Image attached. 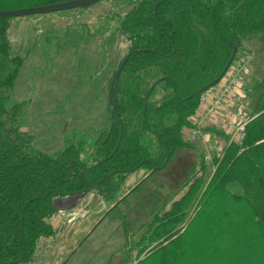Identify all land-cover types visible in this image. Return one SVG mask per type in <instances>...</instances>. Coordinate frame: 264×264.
I'll list each match as a JSON object with an SVG mask.
<instances>
[{
  "label": "trees",
  "instance_id": "16d2710c",
  "mask_svg": "<svg viewBox=\"0 0 264 264\" xmlns=\"http://www.w3.org/2000/svg\"><path fill=\"white\" fill-rule=\"evenodd\" d=\"M65 1L36 0L24 7ZM117 1L126 9L117 12L115 28L128 46L110 88L127 60L109 90V115L95 140L91 165L82 159L80 142L70 140L51 155L34 149L33 135L20 127L26 102L8 101L26 58L11 53L14 17L0 16V264L31 262L41 241L55 235V197L94 191L118 203L131 172L143 167L149 176L159 173L182 148H197L183 130L202 91L221 75L235 46L233 63L251 53L248 42L260 34L264 38V0ZM252 96L245 98L253 119L243 143L226 146L222 155L213 153L210 161L203 151L193 171L183 170L185 192L169 206L164 203L130 243L131 251L137 249L136 264H200L207 257L222 264L220 231L207 256L193 242L211 240L220 213L226 227L237 230L234 236L223 235L238 239L225 257L237 258L236 248L243 253L248 247L264 248V78ZM200 219L205 226L198 233L194 227ZM188 256L194 261L186 262Z\"/></svg>",
  "mask_w": 264,
  "mask_h": 264
},
{
  "label": "rangeland",
  "instance_id": "374dc122",
  "mask_svg": "<svg viewBox=\"0 0 264 264\" xmlns=\"http://www.w3.org/2000/svg\"><path fill=\"white\" fill-rule=\"evenodd\" d=\"M35 1L2 0L0 7L26 8ZM121 5L117 0H103L86 7L12 19L11 53L24 56L26 62L8 105L15 100L26 102L18 122L33 135L34 149L55 155L70 140H76L81 144L83 161L93 164L94 143L109 115L110 86L107 83L103 91L104 80L109 71L113 75L127 53V41L115 28L117 12L126 9ZM245 47L252 59L242 83L253 98L254 88L264 78L263 34ZM199 146L182 148L159 173L149 176L143 167L131 172L118 198L125 196L118 203L107 202L94 191L55 197L53 203L58 211L51 221L57 232L41 241L35 258L27 264H134L137 249L131 251L130 243L137 241L140 226L164 203L169 206L171 200L185 192L187 178L183 170L199 163L205 150L201 143ZM197 170L196 167L195 173ZM216 218L219 226L211 240L201 237L193 241L199 253L204 256L206 250H212L213 237L220 231L218 254L225 260L222 264L264 260V248L252 251L248 247L244 249L247 253L236 248L237 258L225 257L237 243L233 237L237 230L226 227L221 213ZM204 226L203 219L198 220L195 231L201 233ZM225 233L233 236L224 238ZM194 259L188 256L186 262ZM205 263L212 264L208 257L200 264Z\"/></svg>",
  "mask_w": 264,
  "mask_h": 264
},
{
  "label": "built area",
  "instance_id": "2783aa9c",
  "mask_svg": "<svg viewBox=\"0 0 264 264\" xmlns=\"http://www.w3.org/2000/svg\"><path fill=\"white\" fill-rule=\"evenodd\" d=\"M250 60L251 56L246 55L216 85L201 93L191 124L183 130L186 140L203 145L207 161L213 153L222 155L226 146L241 145L246 137L247 126L253 118L244 102L247 90L242 77Z\"/></svg>",
  "mask_w": 264,
  "mask_h": 264
},
{
  "label": "water",
  "instance_id": "95a60500",
  "mask_svg": "<svg viewBox=\"0 0 264 264\" xmlns=\"http://www.w3.org/2000/svg\"><path fill=\"white\" fill-rule=\"evenodd\" d=\"M103 0H69L65 2H59V3H54V4H47V5H41V6H31V7H26V8H19V9H14V10H0V16H8V17H23V16H30V15H35V14H43V13H50L54 11H59V10H68V9H74V8H80V7H86L88 5H92L95 3H98ZM238 51V46L234 47V51L228 61V64L226 65L225 69L221 73V75L215 79L213 82L208 84L204 89L209 88L213 85H215L219 80L222 78V76L225 74V72L228 70L230 65L233 63L236 54ZM126 60H123L121 65L119 66L115 77L112 81L110 92L113 89V84L115 80L121 75V72L123 70V67L125 66Z\"/></svg>",
  "mask_w": 264,
  "mask_h": 264
},
{
  "label": "crops",
  "instance_id": "0c3cea01",
  "mask_svg": "<svg viewBox=\"0 0 264 264\" xmlns=\"http://www.w3.org/2000/svg\"><path fill=\"white\" fill-rule=\"evenodd\" d=\"M108 67H109V70H111V65L109 64L108 65ZM110 72V71H109ZM109 72H108V74L106 75V77H105V82H104V85H103V91H105V88H106V84L108 83V85L110 86V81H111V76H112V74L110 75L109 74ZM104 97H105V94H104Z\"/></svg>",
  "mask_w": 264,
  "mask_h": 264
}]
</instances>
